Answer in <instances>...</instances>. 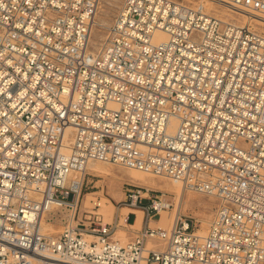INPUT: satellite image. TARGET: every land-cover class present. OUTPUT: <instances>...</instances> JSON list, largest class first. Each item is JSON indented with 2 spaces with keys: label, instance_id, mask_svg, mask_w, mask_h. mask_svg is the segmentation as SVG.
Instances as JSON below:
<instances>
[{
  "label": "built area",
  "instance_id": "built-area-1",
  "mask_svg": "<svg viewBox=\"0 0 264 264\" xmlns=\"http://www.w3.org/2000/svg\"><path fill=\"white\" fill-rule=\"evenodd\" d=\"M203 1L264 19V0H122L95 47L100 0H0V264H264V31ZM91 161L215 197L207 233L154 224L173 202L137 185L105 221Z\"/></svg>",
  "mask_w": 264,
  "mask_h": 264
},
{
  "label": "rangeland",
  "instance_id": "rangeland-1",
  "mask_svg": "<svg viewBox=\"0 0 264 264\" xmlns=\"http://www.w3.org/2000/svg\"><path fill=\"white\" fill-rule=\"evenodd\" d=\"M121 2H122V0H100L99 9H98V13L96 15V19H102L104 21V23H105V26L99 27L98 31H96L92 35L91 44L93 46H95V47L98 46V44L106 37L108 27L112 23V21L114 19V16L116 15V13L118 11V8L121 5ZM231 12L234 13L236 17L239 14L236 11H231ZM96 43H98V44H96ZM99 164H101V165L96 170L95 169H90V168H88L86 170L83 198H84V202L86 200L87 201L89 200L88 205H90V206L85 204L87 202H85L84 204H85L86 207H92L93 206V201H97V200L101 201L104 204V202L106 200L105 198L108 197V198H110L112 200V202L115 205V209H116V207L118 206V202L122 201L125 198L124 194L126 193V190L129 187H132V185H137V184H135V183H133L131 181H128L127 174H126L127 171L129 170L132 174H135V175H141L144 172H141V171H138V170H135V169H129V168H126L124 166L113 164V163H107V162H104V163L102 162L101 163L100 162ZM147 176L148 177H153V178H155L157 180H160L162 183H164L162 185V188H159V189L158 188H153V189L152 188L151 189L147 188V189L150 190V192H149L150 194L162 193L163 192V193H166V195L172 201H175V202H176V200H178V198H180L174 192L173 186H171L173 184V180L171 178H168V177H165V176H157V175H153V174H148ZM166 181H168V182H166ZM137 186H140V185H137ZM110 187H112L113 190H114V194L116 195V196H114L115 198L111 197V193L110 192L113 191V190H111ZM140 187H144V186H140ZM144 188H146V187H144ZM145 192H146V190H145ZM88 193H93V194H91L90 197H92L94 200L87 195ZM109 193H110V195H109ZM188 193H189V195L193 196V199L190 200L191 201V205H190V201L187 202L188 204H186L185 207H183V209H181V212L186 214V215H188V216H191L193 218V223H194V226H195L194 228H195V230L198 233L203 229L202 227H204V226L207 227L206 228V231H207L208 226H209V224H207V223H209L211 221V219L213 218L214 213H215L216 208H217V205H218V202L216 201L217 199L215 197H213L214 199H212V196L210 198V195H207V194H204V193H200V192H196V191H189V192L187 191V194H186L187 196H188ZM196 195H198V196H196ZM85 197L87 199H85ZM201 197H203L204 199H202ZM207 199H208V201H207ZM209 200H211V201L213 200V202H211ZM145 202H148V200H145ZM196 203H198L199 205L198 204L196 205ZM206 205H208V206H206ZM205 209H208V210H205ZM173 211H174L173 209L166 210V212L168 213L167 219L169 218L170 214L173 215V218L175 217V214H174ZM101 212L103 213L102 209H101ZM115 212H116V210H115ZM122 212L126 213V212H128V209H127V211L125 209H123ZM57 214H58V217L56 216L53 220H49L48 218L44 219V221H46L51 227V229L48 230V231H45V233L54 234L55 235V234H58V233L63 231V229H64L63 225L64 224H63V221L61 220V216L64 215L65 212L64 211H60ZM47 217H49V216L47 215ZM134 219H135V215L133 214V215L130 216V221H133ZM107 222H111V221H107ZM204 222H205V225H204ZM160 225L164 226V225H166V223L165 224L161 223ZM140 227L141 226L137 227V225H136L134 228H140ZM59 229H61V231ZM127 229H124L125 234H126L125 236H121L120 235V238H119V234H117V232H116L115 238L116 239H121L122 242H127L128 240H130V238L132 236V232H131V230H127ZM124 237H126V238H124ZM123 239H126V240H123Z\"/></svg>",
  "mask_w": 264,
  "mask_h": 264
},
{
  "label": "bare ground",
  "instance_id": "bare-ground-1",
  "mask_svg": "<svg viewBox=\"0 0 264 264\" xmlns=\"http://www.w3.org/2000/svg\"><path fill=\"white\" fill-rule=\"evenodd\" d=\"M203 6H208V7H210L212 10H215L216 11V13L217 14H219V15H221V16H226V17H229V18H237V20H239V21H242V22H244L245 24H254L256 27H257V29L258 30H260V31H264V19H262V18H259L258 16H255V15H253V14H245V13H243V12H239V14L237 15V17L235 16V14L234 13H232L231 11L232 10H230V9H228L227 7H225V6H220L219 4H217V3H215V2H206V1H203ZM100 12V11H99ZM101 26H105V23H104V21L102 20V19H96V17H95V20H94V24H93V27H92V30H91V36H90V41H92V35L96 32V31H98V28L99 27H101ZM159 37H161L162 39H166L167 38V35H166V33H164V32H158V34H157ZM96 44H98V43H96ZM71 129L69 128L68 129V131H70ZM102 163V161H91L89 164H88V166H87V169L88 168H90V169H97V168H99L100 167V165L101 164H99V163ZM104 163V162H103ZM108 163V162H107ZM104 168V167H103ZM102 169V168H101ZM106 169V168H105ZM104 169V170H105ZM129 169H133V168H129ZM135 170H138V171H141V170H139V169H135ZM89 171V170H88ZM101 171V170H100ZM103 171V170H102ZM141 172H144V171H141ZM103 173V172H102ZM108 173V172H107ZM146 173V174H145ZM127 179H128V181H131V182H133V183H135V184H137V185H140V186H144V187H146V188H149V189H153V188H162V185L164 184V183H162L160 180H157V179H155V178H153V177H148L147 175L148 174H150V173H147V172H144L143 174H141V175H135V174H132L129 170L127 171ZM100 175V174H99ZM111 175V174H110ZM94 176V175H93ZM113 176V175H112ZM121 177V176H120ZM123 177V176H122ZM173 180V179H172ZM166 182H168V181H166ZM172 183V182H171ZM170 183V184H171ZM171 186H173V190H174V192L180 197V198H178V200H176V202L175 201H172L173 202V207L171 208V209H173L174 211V214H175V217L179 214V213H182L181 212V209H183V207H185V205L186 204H188L187 202H189L190 200H192L193 199V196L192 195H189V193H188V196L186 195L187 194V191L189 192L190 190H185L184 188H183V186L181 185V183L180 182H178V181H176V180H173V184L171 185ZM111 188V190H113V188L112 187H110ZM170 188V187H169ZM148 189V190H149ZM102 191V190H101ZM100 191V192H101ZM97 192V191H96ZM111 193V197L112 198H115L114 196H116L115 194H114V190L113 191H111L110 192ZM110 193H109V195H110ZM91 194H93V193H88L87 195L90 197L91 196ZM118 195V194H117ZM123 195V194H122ZM125 195V194H124ZM196 196H198V195H196ZM195 196V197H196ZM94 197V196H93ZM90 198H92V197H90ZM202 199H204L203 197H201ZM210 198H211V196H210ZM85 199H87L86 197H85ZM93 199V198H92ZM91 199V200H92ZM106 200H105V202H104V204L100 201V203H101V208H100V211H101V209L103 210V213H104V220L106 219L107 221H113V219H114V217H115V205H114V203L112 202V200L110 199V198H108V197H106L105 198ZM212 199H214L213 198V196H212ZM94 200V199H93ZM200 201V200H199ZM203 201V200H202ZM206 201V200H205ZM207 201H208V199H207ZM209 201H211V200H209ZM217 201V200H216ZM85 202H87V203H85ZM84 203L85 204H87L88 205V203H89V200L87 201H85ZM117 202V201H116ZM211 202H213V200L211 201ZM218 202V201H217ZM203 203V202H202ZM215 203V202H214ZM213 203V204H214ZM85 204H84V206H85ZM198 203H196V205H197ZM190 205H191V201H190ZM199 205V204H198ZM88 206H90V205H88ZM195 206V205H194ZM206 206H208V205H206ZM86 207V206H85ZM190 207V206H189ZM211 207V206H210ZM205 208V207H204ZM203 208V209H204ZM207 208V207H206ZM166 210H169V209H166ZM166 210H163L162 212H161V214H162V218H161V223H167L166 225H164L163 227H169V226H171L172 225V223H173V221H174V219H175V217L173 218V215L172 214H170L169 215V220H168V222H166L167 221V217H168V213L166 212ZM205 210H208V209H205ZM126 211H127V209H126ZM128 211H129V209H128ZM210 211V210H209ZM136 214H137V220H136V225H137V227L138 226H140V223H141V221H142V218H143V215H142V211L141 210H136ZM210 214V213H209ZM211 215V214H210ZM206 217V216H205ZM210 217V216H209ZM105 220V221H106ZM203 220V219H202ZM206 220V219H205ZM208 221V220H207ZM154 224H156V221L154 222ZM207 224H209V223H207ZM156 225H158V224H156ZM204 225H205V222H204ZM159 226H162V225H159ZM42 228H43V231L45 232V231H48V230H50L51 229V227H50V225L46 222V221H42ZM203 229L198 233L199 235H205L206 233H207V231H206V228L207 227H202ZM60 231H61V229H59ZM208 230V229H207ZM117 234H119V238H120V235L121 236H125L126 234H125V231H124V229L123 228H121V227H119V229L117 230ZM116 235V234H115ZM127 237V236H126ZM126 237H124V238H126ZM122 238V237H121ZM123 240H126V239H123Z\"/></svg>",
  "mask_w": 264,
  "mask_h": 264
},
{
  "label": "crops",
  "instance_id": "crops-1",
  "mask_svg": "<svg viewBox=\"0 0 264 264\" xmlns=\"http://www.w3.org/2000/svg\"><path fill=\"white\" fill-rule=\"evenodd\" d=\"M125 210H126V209H125ZM142 215H143V213H142ZM168 220H169V218L167 219V222H168ZM141 223H142V221H141ZM141 223H140V225H141ZM156 224L160 225V224H161V220L156 221ZM166 224H167V223H166Z\"/></svg>",
  "mask_w": 264,
  "mask_h": 264
}]
</instances>
